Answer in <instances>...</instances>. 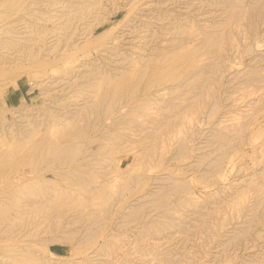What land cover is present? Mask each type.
Returning <instances> with one entry per match:
<instances>
[{
  "label": "rangeland",
  "instance_id": "obj_1",
  "mask_svg": "<svg viewBox=\"0 0 264 264\" xmlns=\"http://www.w3.org/2000/svg\"><path fill=\"white\" fill-rule=\"evenodd\" d=\"M0 264H264V0H0Z\"/></svg>",
  "mask_w": 264,
  "mask_h": 264
},
{
  "label": "bare ground",
  "instance_id": "obj_2",
  "mask_svg": "<svg viewBox=\"0 0 264 264\" xmlns=\"http://www.w3.org/2000/svg\"><path fill=\"white\" fill-rule=\"evenodd\" d=\"M8 45H10V47H13V46H15V42L14 41H8V43H7ZM104 94V93H103ZM113 95V94H112ZM106 97V96H105ZM99 99V98H98ZM112 99V98H111ZM109 102V101H108ZM78 135V134H77ZM44 145V144H43ZM71 147V146H70ZM74 148V147H73ZM74 150V149H73ZM42 151V150H41ZM56 152V151H55ZM67 152H69V151H67ZM66 152V153H67ZM65 153V154H66ZM61 156H63V155H61ZM72 156V155H71ZM70 157V156H69ZM59 158H60V156H59ZM64 159H65V157H64ZM62 160V159H61ZM55 161V160H54ZM64 162V161H63ZM68 175V174H67ZM70 178V177H69ZM62 179V178H61ZM66 180V179H65ZM71 185V184H70ZM73 185V184H72ZM39 190V189H38ZM104 194H105V191H104ZM104 199H106V197H104ZM84 204V203H83ZM57 206V205H56ZM61 211V210H60ZM92 217V216H91Z\"/></svg>",
  "mask_w": 264,
  "mask_h": 264
}]
</instances>
